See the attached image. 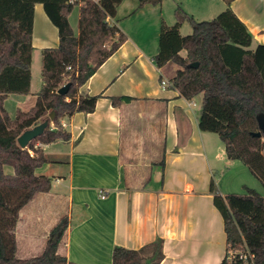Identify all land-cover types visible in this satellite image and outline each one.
<instances>
[{
    "label": "crops",
    "instance_id": "obj_1",
    "mask_svg": "<svg viewBox=\"0 0 264 264\" xmlns=\"http://www.w3.org/2000/svg\"><path fill=\"white\" fill-rule=\"evenodd\" d=\"M181 1L176 7L197 21L214 19L228 6L224 0H193L202 12L197 19L185 7L188 0ZM122 2L109 22L126 41L80 90L102 95L95 111L63 121L69 141L37 144L49 162L36 174L51 177L52 188L21 209L16 257L40 256L52 229L68 216L58 254L76 264H112L115 248L140 250L157 239L163 240L160 264H221L226 233L211 184L226 196L244 194L253 182L244 164L228 160L217 134L200 130L201 111L179 91L161 86L178 70L174 64L158 68L154 62L162 24L177 22L167 16V1L143 7L138 0ZM230 9L252 35L250 49L264 44V0H233ZM34 17L32 89L4 101L12 119L19 110L34 107L42 89L41 73L36 87L35 61L44 49L59 45L58 29L41 3L35 4ZM73 24L75 32L78 24ZM120 97L130 100L115 107L112 98ZM5 173L13 176L14 169L6 166Z\"/></svg>",
    "mask_w": 264,
    "mask_h": 264
},
{
    "label": "trees",
    "instance_id": "obj_2",
    "mask_svg": "<svg viewBox=\"0 0 264 264\" xmlns=\"http://www.w3.org/2000/svg\"><path fill=\"white\" fill-rule=\"evenodd\" d=\"M123 0H0V264H76L58 254L69 227L63 217L49 234L40 256L16 257L15 230L21 209L38 193H48L52 178L36 170L49 162L38 143L49 145L69 141L71 134L63 121L77 113L95 111L102 95L81 93V88L126 41V36L109 19L115 18ZM139 6L158 5L165 0H138ZM211 21H197L181 6L176 7V24L161 26L154 62L158 68L174 64L178 70L170 86L188 101L202 95L199 128L217 134L230 161H240L264 187V136L257 117L264 114V44L251 50L252 35L230 9L233 0ZM41 3L58 29L59 45L42 52V86L34 107L18 111L12 119L3 103L10 95L30 93L32 33L35 4ZM77 9L78 33L70 17ZM189 23L192 32L182 35ZM185 52V55H182ZM198 63V67L191 65ZM69 84L66 95L58 90ZM129 98H112L119 107ZM43 135L23 149L17 139L26 130L48 119ZM33 152V155L31 154ZM14 174L5 173V167ZM214 205L224 220L227 250L221 264H264V196L246 187L244 194L222 196L211 184ZM232 250H248L253 260L230 259ZM163 240L141 248L114 249L112 264H160L164 259Z\"/></svg>",
    "mask_w": 264,
    "mask_h": 264
},
{
    "label": "rangeland",
    "instance_id": "obj_3",
    "mask_svg": "<svg viewBox=\"0 0 264 264\" xmlns=\"http://www.w3.org/2000/svg\"><path fill=\"white\" fill-rule=\"evenodd\" d=\"M167 1V5L165 6V11H167V16L170 15L172 19L175 18V9H176V5L177 3L181 4L182 1L181 0H166ZM188 3V4H187ZM187 6L185 5V7H188L190 12L194 11L195 17L201 18L202 17V12H199L197 9L199 8L198 4L195 3V1L193 0H188L187 2ZM202 10L204 9V7L201 8ZM192 13V12H191ZM217 17V16H216ZM213 20V18H209V19H205L202 21H211ZM71 23L77 27L76 25L78 24V12L77 9H75L72 13L71 16ZM76 33H78V28H76L75 30ZM181 34L182 35H189L192 32L191 26L189 23H184V25L181 28ZM185 54V52H183ZM41 69H42V55H39V58L37 59V61H35V65H34V73H35V77H36V82H37V86L38 87V80H39V76L41 73ZM39 88V87H38ZM201 99H202V95L197 96L196 98H194L192 101L196 104V107L194 108L195 111L200 112L201 110ZM216 136V135H215ZM218 138V137H217ZM31 154L33 155V152H31ZM243 165V163H241ZM243 167L245 168V170H247V174L249 176L250 182L252 183L251 185H253V187L251 189L256 190L260 195L264 196V187L262 185V183L260 181H258L255 177H253L250 173V171L247 169V167L245 165H243ZM227 179V178H226ZM225 179V180H226ZM245 193V191H244Z\"/></svg>",
    "mask_w": 264,
    "mask_h": 264
},
{
    "label": "water",
    "instance_id": "obj_4",
    "mask_svg": "<svg viewBox=\"0 0 264 264\" xmlns=\"http://www.w3.org/2000/svg\"><path fill=\"white\" fill-rule=\"evenodd\" d=\"M192 67L196 68L198 67V63L192 64ZM70 85H64L63 87H61L58 90V94L60 95H66V93L69 90ZM55 117V112L52 111L47 120H44L42 123L35 125L34 127L26 130L25 132L22 133V135L20 137H18L17 139V143L18 145L25 149L28 147V144L30 142H32L33 140L37 139L39 136L43 135L44 131L47 129V127L49 125H51L50 123L54 120ZM258 120V125H259V129L261 131L255 133L254 135L257 137H261L264 136V114H259L257 117Z\"/></svg>",
    "mask_w": 264,
    "mask_h": 264
},
{
    "label": "built area",
    "instance_id": "obj_5",
    "mask_svg": "<svg viewBox=\"0 0 264 264\" xmlns=\"http://www.w3.org/2000/svg\"><path fill=\"white\" fill-rule=\"evenodd\" d=\"M96 3H99L101 0H92ZM161 86L163 88H166V87H169L170 86V83L166 80H163L161 82ZM192 105L196 106L195 103L192 102ZM105 196L102 195V198H104ZM240 259V260H243V261H247V260H253L254 259V255L251 254L248 250H244V251H236V250H232L229 252V258L230 259H235L237 258Z\"/></svg>",
    "mask_w": 264,
    "mask_h": 264
}]
</instances>
